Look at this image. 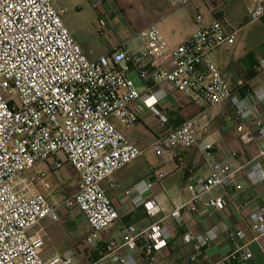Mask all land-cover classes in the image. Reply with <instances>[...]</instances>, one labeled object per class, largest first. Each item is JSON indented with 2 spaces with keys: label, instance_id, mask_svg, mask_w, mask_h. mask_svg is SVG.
I'll list each match as a JSON object with an SVG mask.
<instances>
[{
  "label": "built area",
  "instance_id": "built-area-1",
  "mask_svg": "<svg viewBox=\"0 0 264 264\" xmlns=\"http://www.w3.org/2000/svg\"><path fill=\"white\" fill-rule=\"evenodd\" d=\"M55 1L0 0V264H72V258L60 255L43 259L44 238L29 233L44 219L59 221L62 207L82 212L92 230L87 244L92 250L104 248L91 264H139L137 253L147 264H163L173 238L168 226L179 224L187 212H198L202 196L221 189V195L205 203L221 212L227 206L228 189L243 193L246 182L264 189V147L239 169L225 161L214 162L209 176L196 177L189 184L192 198L174 204L170 211L145 199L167 175L161 168L154 169L149 181H140L124 192L135 194L133 203L144 209L152 223L145 228L127 225L120 240L104 242L101 233L113 227L120 215L103 183L144 153L112 118L134 128L141 120V108L168 127L153 146L157 156L173 159L179 149L196 147L210 118L202 113L172 126L169 111L163 107L168 94L162 85L167 83L198 104L216 107L229 102L241 143L264 141V120L256 118L247 99L232 90L214 59L219 47L236 43L237 33L228 32L217 20L172 47L153 22L136 33L143 53L131 51L122 42L90 60L64 24L67 11L56 8ZM96 1L102 6L106 0ZM207 1L217 9L213 0ZM169 2L177 8L191 0ZM202 20L198 15L197 21ZM248 20H264V0H256ZM106 26L103 17L98 25L100 35ZM260 68L264 69V59ZM131 72L142 81L140 87ZM259 99L264 101V90ZM212 148L205 146L206 151ZM60 155L78 173L81 187L56 205L40 189L51 187L44 168H63ZM53 159L55 164L49 166ZM238 171L244 174L240 181L235 180ZM249 220L250 234L244 229L230 231L228 238L236 246L225 261L252 258L250 244L264 238V204L250 213ZM221 233L218 226H212L201 233H186L184 242L200 253Z\"/></svg>",
  "mask_w": 264,
  "mask_h": 264
},
{
  "label": "crops",
  "instance_id": "crops-1",
  "mask_svg": "<svg viewBox=\"0 0 264 264\" xmlns=\"http://www.w3.org/2000/svg\"><path fill=\"white\" fill-rule=\"evenodd\" d=\"M89 1L95 3L96 7H102L96 0ZM124 1L131 2L130 0ZM213 1L217 4V9L214 8V4L211 5L207 0H191L187 6L177 8L172 7L169 0H146L149 11H155L156 15L150 19L148 24L134 33L126 30L115 31L121 23H125L121 14H117L118 9L116 12L109 11V15L100 13L99 20L90 26L92 37L97 41L99 40V44L101 40L103 42L105 40V43H101L104 47L103 51L98 54H86L83 36L75 35L73 37L90 60H97L114 50L122 42H125L131 51L143 53V47L140 49L138 47L141 46H134V40L139 41L136 38V33L153 22L157 23L168 43L175 47L219 20L228 32L237 33V41L234 45L219 47L215 53V62L232 90L247 99L256 118L264 120V101L259 99V94L264 90V69L260 68V60L264 59V43L260 44L257 49L249 47L247 31L244 27L240 28V22L238 24L235 21L240 19V11L245 13V19L248 20V12L256 4V0ZM85 2L87 0H56L54 4L56 8L64 9L68 13V10L81 9ZM218 9L220 10L219 14L217 13L219 12ZM198 15L203 16V20L200 22L197 21ZM103 16L107 18V26L105 33L100 35L98 25ZM119 17L121 21H119ZM130 75L135 79L138 87L143 84L135 73L131 72ZM162 86L168 94L163 107L169 111L172 126H179L202 113L209 116L210 125L206 131L198 136L196 147L179 149L176 157L169 159L157 156L153 147L167 134L168 127H162L151 113L140 108L141 120L134 128H128L122 125L118 119L112 118L116 127L144 153L103 183L107 195L120 215V220L113 227L101 233L104 242L120 240L124 227L127 225L136 224L140 228H145L152 223L153 220L147 217L144 209L133 203L135 194L126 196L124 192L140 181H149L154 169L161 168L167 175L161 183L155 184L152 190L146 193L145 199L155 200L166 211H170L174 204L184 203L192 198L193 194L188 189L189 184L196 177L209 176L214 162L225 161L231 163L235 169H239L241 165L257 156L264 147L263 140L259 144L243 145L241 143L237 131L238 120L229 102L216 107H209L183 98L170 84L166 83ZM140 125L152 129L153 140L148 143L143 141L144 134L139 130ZM207 144L213 145L210 151L205 150ZM153 154L157 159L154 158ZM60 159L64 163L63 168L72 169L73 179L71 181L74 186L68 188L67 181H58L54 185L47 177V181L51 185L50 189H40L48 200L56 205H61L74 195H70L72 192L76 191L77 193L81 187V179L78 173L64 157ZM48 164L51 166L50 162ZM44 170L48 172V176L49 172L52 173L48 168H44ZM243 175L238 171L235 180L240 181ZM221 193V189H215L202 196L198 204V212H187L179 224L168 226L173 238L169 243L163 264H264V238L250 244L249 251L252 253V258L232 262L225 261V258L236 246L228 238L230 231L244 229L248 234L251 233L249 215L264 204V189L253 188L246 182L243 193H237L235 189H228L226 194L227 206L224 211L218 212L211 207H206V202L217 198ZM59 213V221L44 219L38 226L29 231L30 234H37L44 238L45 246L41 252L43 259L50 260L60 255L72 258V264H91L96 261L99 256L97 250H92L86 242L92 230L83 213L78 209L70 210L63 207L60 208ZM212 226H218L222 233L204 251L198 253L193 245L184 242L186 233H201ZM137 257L139 264H147L141 254L137 253Z\"/></svg>",
  "mask_w": 264,
  "mask_h": 264
},
{
  "label": "rangeland",
  "instance_id": "rangeland-1",
  "mask_svg": "<svg viewBox=\"0 0 264 264\" xmlns=\"http://www.w3.org/2000/svg\"><path fill=\"white\" fill-rule=\"evenodd\" d=\"M131 2H125L124 0H107L102 7H96V4L87 0L85 4L79 10L69 11L64 16L63 21L65 26L69 29L72 36L81 35L83 36V46L86 49V54H98L103 51V45L101 43H105L101 40L99 44V40H95L92 37L90 26L99 20L100 13H110L111 11L116 12L117 9L119 10L117 14H121V18L125 23H121L115 31H135L140 30L144 27L150 19L156 15L155 11H149L148 5H146V0H130ZM110 11V12H109ZM109 15V14H108ZM104 17V16H103ZM109 17V16H108ZM245 13L240 11V19H236L235 21L240 22V28H245L248 34V46L256 48L264 43V20L258 22H249L245 19ZM119 17V21H121ZM107 20V18H105ZM237 24V25H238ZM134 46L138 47L141 46L138 40H134ZM138 48H142L138 47ZM136 76V75H135ZM134 76V77H135ZM161 125V124H160ZM162 126V125H161ZM164 127V126H162ZM139 130L144 134L143 141L148 143L149 141L153 140L152 129L150 127H144L143 125L139 126ZM154 158L157 159L155 157ZM63 158L62 155L59 156ZM51 165L55 164V160L50 161ZM71 179H73V172L72 169L68 167L61 168L56 171L49 172L48 180L54 185L60 182L67 181V187L71 188L74 186ZM76 191L72 192L70 195L75 194ZM69 195V196H70Z\"/></svg>",
  "mask_w": 264,
  "mask_h": 264
},
{
  "label": "trees",
  "instance_id": "trees-1",
  "mask_svg": "<svg viewBox=\"0 0 264 264\" xmlns=\"http://www.w3.org/2000/svg\"><path fill=\"white\" fill-rule=\"evenodd\" d=\"M103 251H104V248L101 247V248L99 249V251H97L98 255L100 256V254L103 253ZM99 256H98V258H99ZM96 260H97V259H96Z\"/></svg>",
  "mask_w": 264,
  "mask_h": 264
}]
</instances>
